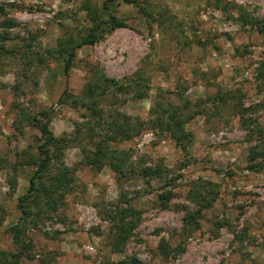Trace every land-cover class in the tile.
<instances>
[{
	"label": "rangeland",
	"instance_id": "1",
	"mask_svg": "<svg viewBox=\"0 0 264 264\" xmlns=\"http://www.w3.org/2000/svg\"><path fill=\"white\" fill-rule=\"evenodd\" d=\"M103 1L125 25L76 48L62 74L47 51L75 42ZM95 69L131 84L96 104L103 114L116 108L145 125L108 144L127 153L121 172L81 163L78 146L99 137L66 148L72 186L33 225L16 208L39 135L27 115L46 111L54 135H73L90 111L57 98L67 90L86 101ZM157 105L192 114L187 137L150 129ZM254 150L264 151V0H0V251L26 245L19 264H264V153L251 160ZM149 165L162 175L135 173ZM117 205L138 215L122 243L106 217Z\"/></svg>",
	"mask_w": 264,
	"mask_h": 264
},
{
	"label": "trees",
	"instance_id": "2",
	"mask_svg": "<svg viewBox=\"0 0 264 264\" xmlns=\"http://www.w3.org/2000/svg\"><path fill=\"white\" fill-rule=\"evenodd\" d=\"M123 2H133V0H122ZM217 5V2L214 1ZM102 12H93L89 14L91 24L87 29L82 30L77 35L75 42L68 39V42L59 41L58 46L54 50H48V54L56 61L60 72L67 74L71 61L75 55V49L82 45H92L101 36L102 32L112 30L116 27L124 26L122 19L114 16L108 9L106 1L102 2ZM86 9V7H85ZM148 16L149 13L145 12ZM88 85V94L85 97L76 96L67 90H63L58 96L57 101L60 104H69L71 106H80L89 110L91 118L85 122L77 123L74 129V134L67 136L65 134L54 135L48 127V114L46 111H37L28 113L27 118L29 123L37 126L39 135L35 144L36 153L27 156V162L32 170L27 178V186L24 193L16 199V208L20 213V218L29 219L33 225H36L37 218L43 216L50 217L54 213L64 199L66 192L72 186L74 180V169L66 165L63 161V152L70 146H78L77 140L85 138L86 140L100 139L95 143H91V147L84 145L78 146L81 152V163L86 166H92L96 170L100 169L104 162H107L108 167L112 170H122L124 158L127 153L124 151H116L109 149L108 144L118 140H128L138 133L145 125L144 121L131 116L119 113L116 108L107 111V116L99 109L96 104L105 96L112 94H125L127 92L128 83L119 82L116 79L105 76L99 70H94ZM137 83V82H136ZM146 86V84H142ZM98 86L97 89L94 87ZM138 94L143 93L138 88ZM97 90V91H96ZM115 94V95H114ZM221 99V97H220ZM187 104V102H185ZM200 111H197V113ZM20 113H25L20 110ZM150 113L155 116L150 122V129H158L160 132H167L176 142L188 136L183 131L184 123L191 118L192 114L179 118L176 110L170 107L156 106V109L150 110ZM264 151H252L250 159L253 160L256 156H261ZM13 168L14 165L11 164ZM251 168H255L254 165ZM164 171L161 165L144 166L135 171L145 178L160 177ZM10 185L14 184V179H10ZM171 191L166 190L160 193V201L164 207L167 198L171 196ZM205 202L202 206H209L211 201ZM165 201V202H164ZM121 202H127L123 199ZM164 202V203H163ZM198 203L201 202L198 200ZM199 207L196 211L188 213L190 222L199 215ZM132 207L115 206L113 211H109V217L114 222V228L117 237L122 243L127 229L134 226L138 215L134 213ZM130 216L129 220H126ZM196 225V222L190 223ZM28 248L23 245L18 251H0V264H19L22 251ZM118 264H141L136 257H123Z\"/></svg>",
	"mask_w": 264,
	"mask_h": 264
}]
</instances>
